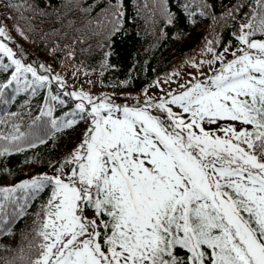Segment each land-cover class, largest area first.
Masks as SVG:
<instances>
[{
  "label": "snow or ice",
  "instance_id": "snow-or-ice-1",
  "mask_svg": "<svg viewBox=\"0 0 264 264\" xmlns=\"http://www.w3.org/2000/svg\"><path fill=\"white\" fill-rule=\"evenodd\" d=\"M3 2L26 40L34 20L50 15L48 4ZM131 2L137 15L149 9V0L143 9ZM177 4L193 26L197 17L211 20L213 39L203 50L211 55L190 61L197 74L173 81L176 89L162 96L145 89L134 104L93 95L50 65L28 62L0 21V105L24 97L19 110L0 116V160L42 145L56 150L61 140L66 149L47 161L53 174L0 184V239L19 236L0 243V264H264V0ZM151 9L153 24L157 12L165 27L179 23L168 0H151ZM51 14L60 27L42 39L70 37L87 45L82 51L95 39L101 75L114 67V46L128 34L125 0H62ZM217 25L232 29L234 47L229 40L217 50ZM64 47L73 56L72 45ZM0 172L12 175L6 164ZM25 217L31 223L17 233Z\"/></svg>",
  "mask_w": 264,
  "mask_h": 264
},
{
  "label": "trees",
  "instance_id": "trees-1",
  "mask_svg": "<svg viewBox=\"0 0 264 264\" xmlns=\"http://www.w3.org/2000/svg\"><path fill=\"white\" fill-rule=\"evenodd\" d=\"M30 2L37 3L41 8L48 4L47 11L50 15L43 18L37 17L34 20L37 30L28 34L29 39L26 40L14 30V21L8 18L12 13L4 6V2L1 0L0 21L5 23L8 29L11 30V36L15 42L14 50L19 51L22 48L24 50V59L30 63H44L50 65L53 69L69 66L83 74L96 75L100 82V87L114 93L125 91L140 92L147 89L158 78L169 74L179 64L188 66L190 61H193L196 56L203 52L206 41L213 39L211 20L197 17L198 22L195 26L191 25L180 12L177 0H168V4L171 10L179 15V23L167 27L164 26V21L158 12L155 17L157 23L153 24L149 19L152 13L151 0H149V9L141 11L139 15H137L136 6L133 5L131 0H125V27L128 34L119 37L114 46V54L109 58V63L114 67L104 69L103 75H101L100 61L102 53L95 48V39L91 41L93 45L91 51H82L81 49L86 48L87 45L73 44L70 37L65 39L62 36L49 35L46 39L41 38L43 33L50 32L53 27H60L58 23H54L55 15L51 13L54 9L60 7L62 0H30ZM136 2L143 9L144 0H136ZM223 2L228 4L229 0H223ZM215 11L217 15L220 14L221 7L219 4L215 6ZM74 16L78 17L79 14L70 13L68 18L70 19ZM216 28L220 32L221 41L217 45V50H222L223 44L229 40L232 41L234 47L236 41L229 34L232 29H221L219 25ZM162 30L167 33L166 36L162 35ZM64 31H67V29H64ZM178 33L180 34L179 39H177ZM57 44L60 45L61 50L53 53L51 49ZM66 44L72 45L73 56L71 57L68 55L69 48L64 47ZM9 45L13 46L11 43ZM125 80L130 81L127 86H111ZM23 100L24 97L21 96L15 104L0 105V116L7 111L19 110ZM65 150V141L61 140L56 150H52L49 145H42L37 149L27 150L25 153L12 155L6 160H0V167L6 164L12 173V175H8L0 172V184L17 183L44 172L50 175L53 174L52 169L47 166V161L53 157L60 156ZM34 157L43 161V163L24 162L26 158L32 159ZM46 195L47 191L33 204L30 211H35L36 205ZM25 220L29 224L31 223V219L25 217L24 220L16 224L14 231L18 233L24 227ZM18 239V235L15 240L5 237L0 239V243L15 244Z\"/></svg>",
  "mask_w": 264,
  "mask_h": 264
},
{
  "label": "rangeland",
  "instance_id": "rangeland-1",
  "mask_svg": "<svg viewBox=\"0 0 264 264\" xmlns=\"http://www.w3.org/2000/svg\"><path fill=\"white\" fill-rule=\"evenodd\" d=\"M2 9L1 0H0V11ZM10 46V45H9ZM211 54H208L207 56L203 54H199L194 58V62L199 63L201 60H206L209 58ZM229 59L231 57L229 56ZM218 66V65H216ZM55 72L60 73L62 76H64L67 80V83L69 85H74L76 88L83 87V89L87 92H90L93 95H101V94H110L113 96V98L116 100L117 103L120 104H134L135 101L131 99V97L135 96H141L143 95L144 90L140 92H131V91H125L122 93H114L109 90H104L100 87V82L96 75L88 73L87 75L83 74L82 72H79L75 68H71L69 66H62L61 68H54ZM204 72H208L209 68L208 65H204L203 69ZM177 72L179 73L178 76L172 75V73ZM73 73H76L75 77L73 76ZM197 74V70L192 67V64L190 63L188 66H185L183 64H179L174 70H172L169 74L164 75L157 80H159L160 86H152L154 83L147 88L148 95L149 96H162L165 92L176 89L177 83H174L173 81H178L179 83H184L192 78L193 75ZM156 80V81H157ZM165 80H169V83H164ZM87 81H91L92 83L89 84ZM163 89L161 91L160 89Z\"/></svg>",
  "mask_w": 264,
  "mask_h": 264
}]
</instances>
